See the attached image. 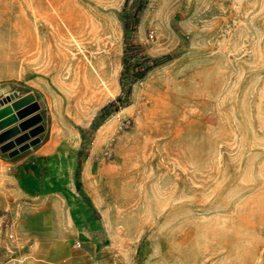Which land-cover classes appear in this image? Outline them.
Returning a JSON list of instances; mask_svg holds the SVG:
<instances>
[{
	"label": "rangeland",
	"instance_id": "obj_1",
	"mask_svg": "<svg viewBox=\"0 0 264 264\" xmlns=\"http://www.w3.org/2000/svg\"><path fill=\"white\" fill-rule=\"evenodd\" d=\"M80 2L85 29L34 30L67 51L56 74L67 83L71 151L78 123L102 116L120 95L132 40L133 18L124 37L120 12L131 16L132 0ZM19 11L20 0H0L8 67L21 33L30 40V30L16 28ZM133 40L168 58L131 84L128 103L102 120L97 132L106 128L86 151L80 196L115 228L108 264H264V0H145ZM78 61L97 66L96 88L87 73V87L76 85ZM46 199L0 197V252L34 256L48 223L31 232L20 217Z\"/></svg>",
	"mask_w": 264,
	"mask_h": 264
},
{
	"label": "crops",
	"instance_id": "obj_2",
	"mask_svg": "<svg viewBox=\"0 0 264 264\" xmlns=\"http://www.w3.org/2000/svg\"><path fill=\"white\" fill-rule=\"evenodd\" d=\"M31 4L29 11L28 0H20L15 24L18 29L30 30V40L21 33L15 41L13 67L3 64L11 59L0 54V98L14 92L17 97L32 93L39 104L43 130L38 134V142L12 156L0 151V197L5 199L11 193L33 202L48 198L40 204L46 213L37 209L20 217L21 222L31 223V232L35 222L46 221L48 234L45 243L33 248V257L2 251L0 264H108L115 228L92 201L87 203L80 196L87 194L83 186L87 153L78 174L82 182L80 190L74 179L78 151L82 147L79 128L89 127L95 117L92 114L78 123L75 150L71 151L67 145L71 123L63 94L67 83L56 74L65 66L67 51L59 41H41L34 32L35 29H85L90 22L88 12L80 0H31ZM73 68L77 86L87 87L84 80L87 73L90 86L97 87V66L93 71L85 62L78 61ZM18 121L6 125L0 122V131ZM98 127L84 152L91 149ZM19 233L26 235L22 230ZM76 240L80 242L78 247L74 245Z\"/></svg>",
	"mask_w": 264,
	"mask_h": 264
},
{
	"label": "trees",
	"instance_id": "obj_3",
	"mask_svg": "<svg viewBox=\"0 0 264 264\" xmlns=\"http://www.w3.org/2000/svg\"><path fill=\"white\" fill-rule=\"evenodd\" d=\"M128 0H124L123 5L127 4ZM145 0H132L131 9H133L131 16L128 14H124V8L120 10L122 14V27L124 31V37H126L125 32L130 26V17L133 18L132 26H131V41L126 44L123 48V58H122V68L119 73V83L121 85V92L120 95L113 101L109 102L105 105L102 109H106L112 106V109L104 113L102 116H96L89 127L87 128H79L80 136H81V144L82 147L78 151V158H77V166L75 170V184L76 188L79 189L80 187V180H79V170L81 168L82 161L86 152L84 150L87 148L90 139L94 133V130L99 126L102 120L108 116L111 111H116L119 109L120 106L126 105L128 103L129 95H130V86L132 83L137 81L138 79L142 78L150 69L160 64L164 61V58H168L167 56H158L153 57L146 54L143 49L140 47L138 43H135L133 38L136 33V25L138 23V12L144 6ZM128 79L129 87L124 89V79Z\"/></svg>",
	"mask_w": 264,
	"mask_h": 264
},
{
	"label": "water",
	"instance_id": "obj_4",
	"mask_svg": "<svg viewBox=\"0 0 264 264\" xmlns=\"http://www.w3.org/2000/svg\"><path fill=\"white\" fill-rule=\"evenodd\" d=\"M0 105V122L3 125L19 119L0 131V151L12 156L39 141L38 134L43 130L42 117L32 93L21 97H17L15 92L5 95L0 98Z\"/></svg>",
	"mask_w": 264,
	"mask_h": 264
},
{
	"label": "bare ground",
	"instance_id": "obj_5",
	"mask_svg": "<svg viewBox=\"0 0 264 264\" xmlns=\"http://www.w3.org/2000/svg\"><path fill=\"white\" fill-rule=\"evenodd\" d=\"M105 128H106L105 124L99 128V130H98V132H97V134H96V136L94 138L95 139L94 143H96L99 140L100 134L102 133L103 129H105Z\"/></svg>",
	"mask_w": 264,
	"mask_h": 264
},
{
	"label": "built area",
	"instance_id": "obj_6",
	"mask_svg": "<svg viewBox=\"0 0 264 264\" xmlns=\"http://www.w3.org/2000/svg\"><path fill=\"white\" fill-rule=\"evenodd\" d=\"M74 245L76 246V247H78V246H80V242L79 241H74Z\"/></svg>",
	"mask_w": 264,
	"mask_h": 264
}]
</instances>
